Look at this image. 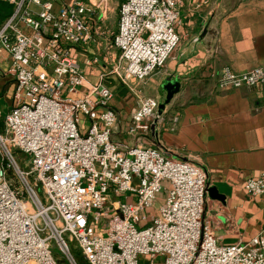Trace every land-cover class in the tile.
<instances>
[{
	"label": "built area",
	"instance_id": "obj_1",
	"mask_svg": "<svg viewBox=\"0 0 264 264\" xmlns=\"http://www.w3.org/2000/svg\"><path fill=\"white\" fill-rule=\"evenodd\" d=\"M5 1L14 10L0 27V52L9 55L15 90L0 130V264H80L73 242L88 264H139L142 256L150 264H264V233L219 243L204 217L208 170L144 143L161 119L156 97L138 95L134 143L115 138L119 114L107 78L140 85L165 67L180 42L183 0ZM111 10L118 55L84 59L104 67L79 97L83 52L98 44ZM215 76L221 89L264 86V67H224ZM15 150L26 154L24 165ZM245 189L264 194V172Z\"/></svg>",
	"mask_w": 264,
	"mask_h": 264
},
{
	"label": "crops",
	"instance_id": "obj_2",
	"mask_svg": "<svg viewBox=\"0 0 264 264\" xmlns=\"http://www.w3.org/2000/svg\"><path fill=\"white\" fill-rule=\"evenodd\" d=\"M118 21V10H111L101 22L102 35H96L98 44L83 52L86 83L77 96L85 95L104 67L89 66L86 57L107 52L111 60L117 57L111 44ZM176 31L180 42L165 67L140 88L132 90L115 75L108 76L114 93L111 105L119 114L115 138L122 144L134 143L128 131L138 95L156 97L160 104L167 95L166 80L179 81L180 90L161 119L153 122L155 130L144 143L205 167L209 172L205 219L220 244L245 243L264 233V194L245 189L248 178L264 172V86L221 89L215 74L224 67L235 73L264 67V0H183ZM8 69L9 55L1 51L0 97L5 112L15 90ZM175 117L177 125L172 128Z\"/></svg>",
	"mask_w": 264,
	"mask_h": 264
},
{
	"label": "rangeland",
	"instance_id": "obj_3",
	"mask_svg": "<svg viewBox=\"0 0 264 264\" xmlns=\"http://www.w3.org/2000/svg\"><path fill=\"white\" fill-rule=\"evenodd\" d=\"M114 1L118 3L121 0H114ZM13 10H14V8H13ZM128 84H129V86H138L140 88L144 83L143 84H140V85H137L136 82L130 81V83H128ZM147 96H151V95H147ZM0 109H2L1 110L2 111V116H0V130H3V127H4V115H5L6 112L4 111L3 101H2V98L1 97H0ZM15 156H16L17 160L22 165L25 164V161L27 159V156H26L25 153H23L20 150H15ZM40 193H41V190H40ZM71 248L75 252L76 258H77V260H78V262L80 264H88L87 261L83 258V256L79 252L77 242L71 243ZM53 251H54V254H55L56 258H58L59 260L62 259L61 258V252L59 251V249L56 246L55 242L53 243ZM63 264H66V263L63 262ZM139 264H150V258L148 256H146V257L145 256L140 257V263ZM156 264H163L162 259H158L157 262H156Z\"/></svg>",
	"mask_w": 264,
	"mask_h": 264
},
{
	"label": "water",
	"instance_id": "obj_4",
	"mask_svg": "<svg viewBox=\"0 0 264 264\" xmlns=\"http://www.w3.org/2000/svg\"><path fill=\"white\" fill-rule=\"evenodd\" d=\"M181 83L177 80H173L172 78H168L164 85V88L167 91L166 98L164 102L159 104L158 108V116H160L165 110L166 105L172 100L173 96L180 90ZM152 130H155V123L152 124ZM211 191V190H210Z\"/></svg>",
	"mask_w": 264,
	"mask_h": 264
},
{
	"label": "trees",
	"instance_id": "obj_5",
	"mask_svg": "<svg viewBox=\"0 0 264 264\" xmlns=\"http://www.w3.org/2000/svg\"><path fill=\"white\" fill-rule=\"evenodd\" d=\"M13 8V5L9 2L0 0V27L11 16Z\"/></svg>",
	"mask_w": 264,
	"mask_h": 264
}]
</instances>
